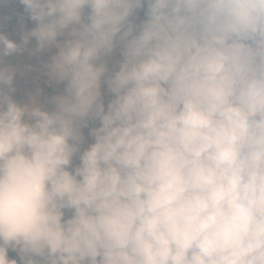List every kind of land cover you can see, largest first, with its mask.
Instances as JSON below:
<instances>
[{
	"label": "clouds",
	"instance_id": "obj_1",
	"mask_svg": "<svg viewBox=\"0 0 264 264\" xmlns=\"http://www.w3.org/2000/svg\"><path fill=\"white\" fill-rule=\"evenodd\" d=\"M9 3L0 264H264V0ZM33 40L51 107L14 97Z\"/></svg>",
	"mask_w": 264,
	"mask_h": 264
},
{
	"label": "rangeland",
	"instance_id": "obj_2",
	"mask_svg": "<svg viewBox=\"0 0 264 264\" xmlns=\"http://www.w3.org/2000/svg\"><path fill=\"white\" fill-rule=\"evenodd\" d=\"M20 7L22 6L18 3H9L0 9V16L5 18L0 30H3L8 38L16 42L21 40L23 32L34 26V23ZM140 17H143L142 12ZM34 45L35 40L22 53L6 58L8 63L20 69L15 80L14 97L20 103H30L37 89H39L40 94L36 96L37 101L45 107H51L48 103L50 97L62 92L64 85L49 84L47 76L42 71V66L55 53V49L32 55L29 49ZM117 58L118 54L113 57L112 62L114 63ZM85 132L87 133V129ZM8 255L9 259H15L20 264V257L16 251L10 249Z\"/></svg>",
	"mask_w": 264,
	"mask_h": 264
},
{
	"label": "trees",
	"instance_id": "obj_3",
	"mask_svg": "<svg viewBox=\"0 0 264 264\" xmlns=\"http://www.w3.org/2000/svg\"><path fill=\"white\" fill-rule=\"evenodd\" d=\"M22 6V5H21ZM21 8V10L23 11V6L22 7H20Z\"/></svg>",
	"mask_w": 264,
	"mask_h": 264
}]
</instances>
